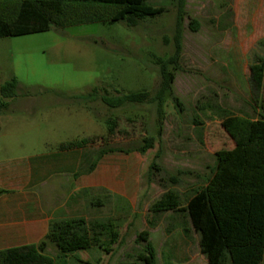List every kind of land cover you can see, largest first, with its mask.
<instances>
[{
    "label": "rangeland",
    "instance_id": "374dc122",
    "mask_svg": "<svg viewBox=\"0 0 264 264\" xmlns=\"http://www.w3.org/2000/svg\"><path fill=\"white\" fill-rule=\"evenodd\" d=\"M148 3L165 11L137 26L91 22L0 38V136L17 145L8 155L52 153L63 143L89 139L80 150L76 178L80 187H94L84 200L79 192L77 214L91 220L99 244L61 257L50 243L47 253L58 264H145L138 257L144 230L153 233L159 264H166L165 249L181 239L187 219L182 210L155 213L152 204L172 189L186 206L213 175L217 151L235 146L222 120L264 114V87L255 106L250 85V66L264 63V0H185L183 51L174 81L183 108L166 98L161 134L157 102L106 104V93L159 90L157 59L175 51L180 0ZM193 19L200 24L196 31L190 27ZM14 77L16 94L5 96L1 87ZM110 118L116 120L114 134L108 130ZM147 136L156 138L155 146L141 153ZM109 149L114 150L104 152ZM154 161L159 168H151ZM114 231L119 236L110 243ZM187 242L191 255L199 251L194 236Z\"/></svg>",
    "mask_w": 264,
    "mask_h": 264
},
{
    "label": "trees",
    "instance_id": "16d2710c",
    "mask_svg": "<svg viewBox=\"0 0 264 264\" xmlns=\"http://www.w3.org/2000/svg\"><path fill=\"white\" fill-rule=\"evenodd\" d=\"M148 1L0 0V38L43 32L54 26L67 27L91 22L113 23L123 20L128 26H137L146 16L165 11V7L149 4ZM185 16V0H180L174 34L175 51L167 58L157 59L162 79L156 94L140 91L117 96L106 93L102 97L113 108L126 103L157 102L159 134L165 116L166 98L171 97L183 108L174 92V81L183 51ZM190 27L196 31L200 24L193 19ZM250 71L252 100L257 106L264 84V63L252 64ZM17 84V78H12L1 87L2 94L15 96ZM107 123L109 133L114 134L116 120L110 118ZM222 126L235 146L217 151V166L213 175L203 188L189 198L185 210L200 235V250L209 264H224L226 259L232 264H264V114L260 113L256 119L229 115L222 120ZM155 140L154 136L145 137L138 148L139 152L145 153L153 148ZM87 143L88 138L63 144L62 148L83 147ZM160 154L158 152L156 158ZM151 168H159L156 161ZM170 178L178 182L175 176ZM98 203H102L100 199ZM152 210H182L179 193L167 190L152 204ZM94 232L91 233L85 216L54 219L48 234L39 243L0 250V264H58L56 258L47 253L50 243L55 244L63 257L99 244ZM118 236V231L112 232L110 243L115 242ZM149 236L147 230L138 235V240L146 241L140 258L146 264H156V250ZM99 246L107 252L111 251L103 243Z\"/></svg>",
    "mask_w": 264,
    "mask_h": 264
},
{
    "label": "crops",
    "instance_id": "0c3cea01",
    "mask_svg": "<svg viewBox=\"0 0 264 264\" xmlns=\"http://www.w3.org/2000/svg\"><path fill=\"white\" fill-rule=\"evenodd\" d=\"M8 138L11 137L0 136V250L42 241L49 232L52 220L78 216L79 192L84 200L86 191L94 187V184L80 187L76 178L80 167V150L85 146L71 149L61 146L60 150L52 153L11 156L8 153L17 145ZM73 178L76 181L73 182ZM103 186L111 189L107 184ZM186 206L181 205L182 211H185L182 214L188 221L185 220V224L181 225V239L168 244L165 249L166 264H194L196 260H201V264H209L200 250V235L193 227ZM170 211L179 214L181 210ZM90 221L88 219L91 229ZM149 234L151 241L153 233ZM193 236L199 248L195 256L188 251L187 245V240H192ZM155 250L156 264H159L160 255L156 247ZM142 253L144 249L139 253V258ZM224 264L232 263L226 259Z\"/></svg>",
    "mask_w": 264,
    "mask_h": 264
}]
</instances>
